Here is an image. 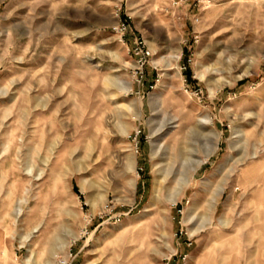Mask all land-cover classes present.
I'll list each match as a JSON object with an SVG mask.
<instances>
[{
  "label": "rangeland",
  "instance_id": "obj_1",
  "mask_svg": "<svg viewBox=\"0 0 264 264\" xmlns=\"http://www.w3.org/2000/svg\"><path fill=\"white\" fill-rule=\"evenodd\" d=\"M200 1L0 0V264H264V0Z\"/></svg>",
  "mask_w": 264,
  "mask_h": 264
},
{
  "label": "bare ground",
  "instance_id": "obj_2",
  "mask_svg": "<svg viewBox=\"0 0 264 264\" xmlns=\"http://www.w3.org/2000/svg\"><path fill=\"white\" fill-rule=\"evenodd\" d=\"M175 59H177V57ZM129 90L130 89H128V91ZM151 103H152V113L153 114H152V117L148 120V125L152 128V140H153V142L151 144V157H152V159H154L156 161V165H155L154 169L157 171V173L160 176V178H162L163 181H166L167 177L169 176L168 170L166 168H167V166L169 164H168V160H165L166 154L161 149V147L159 145V142H158V138H159V136H161V132L164 129H167L169 127V123H168L167 120L165 122H162V120L159 121V119H158V116L160 114L159 111H158L159 102L157 100H155L154 98H152ZM134 119L138 120L139 116H136ZM156 120H157V127L155 126L156 128H154L153 127V123H155ZM213 148H211V149L213 150ZM6 149H8V148H6ZM211 149L206 152L205 158H208L210 156L211 151H212ZM183 158H185V153H183L181 151L180 152L176 151V153H174L173 158L172 159L170 158L169 160H170V162H176V161H179V160H181ZM200 163H201V161H194V162H192L190 164V166H193V165L194 166H198V165H200ZM135 164H136V162H135V154H133L132 156L127 157L126 166L129 169L134 170ZM182 175L186 179V176L188 175L187 171H184V173ZM128 185H130L132 190L134 191L135 182L134 181H131L130 183L128 182ZM169 193H171V197L170 198H172V204H173L175 202L176 197H178V195H179V189L172 188V189L169 190ZM220 194H221V192H220ZM211 207H212V205H211ZM206 208H207V206H206ZM209 210H211V209H209ZM189 222H190L189 214H187L184 217V223L188 224ZM196 233H198V231L194 230V231H192L190 236L193 237V236L196 235ZM26 264H33V261L31 259H27L26 260Z\"/></svg>",
  "mask_w": 264,
  "mask_h": 264
},
{
  "label": "built area",
  "instance_id": "obj_3",
  "mask_svg": "<svg viewBox=\"0 0 264 264\" xmlns=\"http://www.w3.org/2000/svg\"><path fill=\"white\" fill-rule=\"evenodd\" d=\"M197 2L200 3L201 1L197 0ZM198 20H199L198 18H194L193 22L196 23L198 22ZM113 31L116 35H118L121 41H125L126 36L128 34L131 35L129 44L131 46V55L134 60V69H135L134 70V83H137L138 85L143 86L147 81L146 68L149 65V61L153 56L151 51L146 46L144 40L141 37L137 36L134 33H130L131 30L129 28V24L127 23L126 19L119 18L116 25L113 27ZM187 63H190V59L187 60ZM181 69L186 70L185 65ZM138 135H139V131L136 132L133 136V140L136 141L135 142L136 149L138 146V141H137ZM136 153H138L137 150H136ZM74 258L75 256L72 257L69 264H72Z\"/></svg>",
  "mask_w": 264,
  "mask_h": 264
},
{
  "label": "crops",
  "instance_id": "obj_4",
  "mask_svg": "<svg viewBox=\"0 0 264 264\" xmlns=\"http://www.w3.org/2000/svg\"><path fill=\"white\" fill-rule=\"evenodd\" d=\"M82 248H83V245L77 248V250H76V252H75V254H74V256H75L74 260H76V258H78V255H79L80 252L82 251ZM74 260H73V261H74ZM171 264H176V262L173 261V262H171Z\"/></svg>",
  "mask_w": 264,
  "mask_h": 264
},
{
  "label": "trees",
  "instance_id": "obj_5",
  "mask_svg": "<svg viewBox=\"0 0 264 264\" xmlns=\"http://www.w3.org/2000/svg\"><path fill=\"white\" fill-rule=\"evenodd\" d=\"M185 76H186L188 79L191 78V72H190L189 69H186V70H185Z\"/></svg>",
  "mask_w": 264,
  "mask_h": 264
}]
</instances>
